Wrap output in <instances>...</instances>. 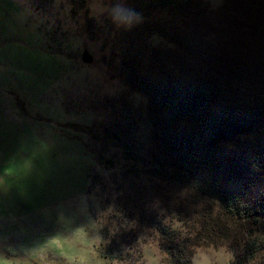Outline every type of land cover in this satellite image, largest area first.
Instances as JSON below:
<instances>
[{
	"label": "rangeland",
	"instance_id": "1",
	"mask_svg": "<svg viewBox=\"0 0 264 264\" xmlns=\"http://www.w3.org/2000/svg\"><path fill=\"white\" fill-rule=\"evenodd\" d=\"M203 1L213 10L223 2ZM132 5L0 0V264H175L150 224L195 239L202 216L217 213L219 202L197 190L203 173L173 181L106 139L132 113L144 154L153 147L148 97L125 81L118 39L125 27L141 31L155 18L127 17ZM146 41L166 44L156 34ZM84 49L91 64L81 60ZM244 184L227 188L240 193ZM262 192L264 180L241 199ZM141 208L149 224L137 216ZM205 236L190 264H231L251 230ZM254 264H264V249Z\"/></svg>",
	"mask_w": 264,
	"mask_h": 264
},
{
	"label": "trees",
	"instance_id": "2",
	"mask_svg": "<svg viewBox=\"0 0 264 264\" xmlns=\"http://www.w3.org/2000/svg\"><path fill=\"white\" fill-rule=\"evenodd\" d=\"M133 2L127 17L155 19L141 31L123 29L122 72L148 97L153 147L144 154L132 113L106 139L156 175L183 182L205 175L197 190L219 204L217 213L202 216L197 238L150 224L175 264H190L192 247L205 235L212 239L238 225L250 228L251 238L231 264H254L264 249V192L248 202L241 197L264 180V0H223L216 10L203 0ZM155 34L164 48L146 41ZM238 180L244 188L230 192L227 186ZM137 216L149 224L142 208Z\"/></svg>",
	"mask_w": 264,
	"mask_h": 264
},
{
	"label": "water",
	"instance_id": "3",
	"mask_svg": "<svg viewBox=\"0 0 264 264\" xmlns=\"http://www.w3.org/2000/svg\"><path fill=\"white\" fill-rule=\"evenodd\" d=\"M81 60L85 64H91L93 62V56L89 53L87 49H84L82 52Z\"/></svg>",
	"mask_w": 264,
	"mask_h": 264
}]
</instances>
